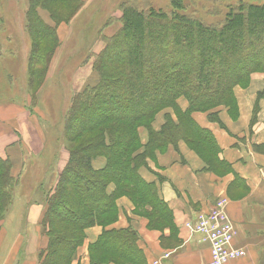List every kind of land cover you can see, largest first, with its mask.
<instances>
[{"label":"trees","instance_id":"trees-1","mask_svg":"<svg viewBox=\"0 0 264 264\" xmlns=\"http://www.w3.org/2000/svg\"><path fill=\"white\" fill-rule=\"evenodd\" d=\"M28 1V34L43 43L55 42L54 27L44 23L38 13L46 0ZM168 1L166 11L146 3L139 7L135 0L121 3L122 27L105 39L104 49L92 64L97 84L72 97L64 118L65 136L80 142L96 133L75 150L65 148L67 163L47 196L40 222L47 245L38 253L39 264H71L85 231L93 226L102 227V233L88 246L89 264H117L116 260L147 264L135 229L109 228L118 219L117 200L128 198L134 207L138 208V202L143 206L144 211L135 208L134 215L142 216L138 213L147 210L156 213L149 224L165 222L161 231L168 229L176 237L171 211L161 200L157 185L140 175L147 161L183 141L202 156L207 169L226 166L217 158L219 150L212 134L200 128L192 114L210 112L209 118L216 120V108L236 109L233 88L245 86L253 73H264V4L239 0L225 7L221 20L207 23L186 14L183 0ZM74 2L75 13L83 1ZM53 55L35 54L32 43L27 71L37 63L46 74ZM180 98L188 104L184 112L177 106ZM167 109L173 110L176 122L165 114L160 130H153L155 117ZM140 130L146 133L144 143ZM101 157L105 166L95 170L92 163ZM16 185L9 160L0 158V220L11 205ZM66 226L79 236L67 235Z\"/></svg>","mask_w":264,"mask_h":264},{"label":"crops","instance_id":"crops-1","mask_svg":"<svg viewBox=\"0 0 264 264\" xmlns=\"http://www.w3.org/2000/svg\"><path fill=\"white\" fill-rule=\"evenodd\" d=\"M5 53L0 44V60ZM58 66L56 61L52 62L42 90L52 80ZM25 70L22 67L21 75L27 87ZM14 76L6 72L0 76V83H10ZM29 92L22 103L0 101V158L9 160L11 176L17 179L11 205L0 224V264H39L38 253L47 245V238L40 228L46 199L68 160L65 147L60 145L56 149L55 162L49 168L51 177L45 173L48 169L42 166L44 161L38 162L46 151L48 128V124L43 126L40 121L49 118L38 107L30 106ZM233 95L236 109L216 108L213 110L216 120L209 118L210 112L192 114L194 122L212 134L219 150L217 158L226 166L219 165L217 171L207 169L185 142L179 141L176 148L168 146L165 152L156 153L155 160H148L147 169L140 171L147 183L157 185L161 200L171 211L176 237H171L168 229L162 234L147 231L146 221L132 214L128 199L117 200L118 219L109 228L120 230L131 226L135 229L139 236L137 245L147 264L162 260L165 253H169V258L161 264H208L209 245L199 242L196 236H189L184 224L193 221L198 213L210 211L220 197L229 200L227 213L236 233L233 245L245 253L228 264H264V73L251 74L247 85L236 86ZM177 106L181 112L188 108L184 98L177 101ZM165 114L176 122L172 111L165 110L155 117L153 130H160ZM158 116L161 122L156 125ZM140 137L144 143V130H140ZM92 166L101 170L105 160L97 158ZM159 177L163 178L162 182ZM26 184L32 189H25ZM101 233L99 226L85 231L84 244L78 248L71 264H84L79 255L87 254V247ZM160 235L175 247L171 250L161 248Z\"/></svg>","mask_w":264,"mask_h":264},{"label":"rangeland","instance_id":"rangeland-1","mask_svg":"<svg viewBox=\"0 0 264 264\" xmlns=\"http://www.w3.org/2000/svg\"><path fill=\"white\" fill-rule=\"evenodd\" d=\"M74 1L75 0H46L44 8L38 10L44 23L55 29L56 41L59 45V47H56V41H46L43 43L36 37L32 38V35L28 34L25 28V14L28 12L29 7L28 0H0V44L4 47V50H6L5 55L0 60V76L6 72L15 75L9 80L10 83H8V81L4 82V84L0 83V101L13 100L17 103H22L26 94L30 91L29 93L32 95V99L30 97V106L38 107L46 117L48 116L49 120L45 121L42 119L43 121H40V124L43 126L48 124V128L47 134L45 135L47 139L46 151L38 158L40 164L44 161L42 166L48 169L47 171L44 170L47 176L50 175L49 168H51V164L55 162L56 149L60 145L75 150L79 145H84L87 139L94 138L96 132L87 134L84 137L86 139L80 142L71 141L69 136H65L64 118L72 97L84 91L86 87H93L97 84L98 74L92 70L93 61L104 49L106 43L105 39L115 36L121 29L120 5L127 0H82L83 2L80 4V9L75 13L76 3ZM135 1L138 3L137 5L139 7L142 6L143 3H146L155 9H162L164 11L169 10L168 0ZM238 1L239 0H183L186 14L198 17L207 23L221 20L226 12L225 7L228 4L233 5ZM240 1L251 4H264V0ZM55 20L58 22H55ZM32 43H34L35 54L42 55L49 52L54 53L52 59L48 61V70L46 74L41 73L43 65L40 66L37 63L32 65L31 69L29 68L28 71L25 70V66L28 68V58ZM53 47L54 51L51 50ZM26 51L28 52L26 53ZM55 61L59 66L56 68L52 80L44 90H42L43 84L50 72L51 64ZM22 67H24L25 71L23 72L28 79V89L24 86V80L21 75ZM8 84L10 85L7 86ZM246 85L247 83L245 86ZM234 89L235 87L233 90ZM181 102H183V100ZM167 110H171L175 116L172 109ZM96 111H99V109ZM160 118L161 117L158 116L156 125L161 122ZM107 125L110 126L114 124L109 123ZM198 145L201 146V142H199ZM190 151L192 150L190 149ZM193 153L196 154L194 151ZM198 158L201 159L202 156L201 158L198 156ZM102 159L105 160L104 158ZM143 169H147V167ZM49 177H51V175ZM111 188H113V186H111ZM25 189H32L31 185L26 184ZM134 200L138 202V197H134ZM128 201L131 204L133 214L137 207H134L129 199ZM137 204V209L144 211L141 203L138 202ZM138 214L142 215L138 216V218H142L146 221L147 231L163 233L164 230L161 231L162 228L167 226L165 222L162 223V225H157L155 222L154 224H151V222L149 224L150 220L153 219L154 221V218L157 216L156 213L147 210L146 214ZM145 215H147L148 218ZM5 216L6 212L4 218ZM3 219L0 220V224ZM66 227V234H72V237L76 238L77 232L70 226ZM59 231L61 230L59 229ZM78 236L79 235H77V237ZM159 241L163 249L171 250L175 247L174 243L163 240L162 235H160ZM83 244L84 241L80 247H82ZM83 251L85 252V250ZM86 251L87 254L82 252L81 255H79V260L84 264L86 262L89 264L88 247ZM86 255L87 257H85ZM74 259H76V257ZM116 263L124 264V262L122 263L117 260Z\"/></svg>","mask_w":264,"mask_h":264},{"label":"built area","instance_id":"built-area-1","mask_svg":"<svg viewBox=\"0 0 264 264\" xmlns=\"http://www.w3.org/2000/svg\"><path fill=\"white\" fill-rule=\"evenodd\" d=\"M228 200L220 197L208 212L198 213L193 221L184 224L189 236L198 237L201 243L207 242L210 248V262L208 264H228L242 258L245 253L233 245L235 227L227 213ZM169 258L165 253L162 260ZM162 260L153 264H161Z\"/></svg>","mask_w":264,"mask_h":264}]
</instances>
